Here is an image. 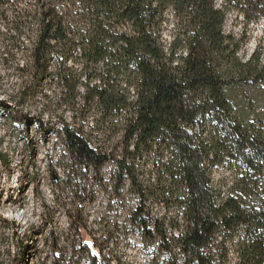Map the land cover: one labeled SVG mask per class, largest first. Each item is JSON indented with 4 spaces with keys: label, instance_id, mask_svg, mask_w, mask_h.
<instances>
[{
    "label": "trees",
    "instance_id": "1",
    "mask_svg": "<svg viewBox=\"0 0 264 264\" xmlns=\"http://www.w3.org/2000/svg\"><path fill=\"white\" fill-rule=\"evenodd\" d=\"M217 1L0 0L4 61L71 120L97 113L93 128L62 121L67 150L86 169L116 164L166 264H264V119L244 124L228 91L264 87V51L244 62L246 36L224 32L228 12L264 21V0ZM216 168L231 182L216 186ZM87 237L88 264H129Z\"/></svg>",
    "mask_w": 264,
    "mask_h": 264
},
{
    "label": "rangeland",
    "instance_id": "2",
    "mask_svg": "<svg viewBox=\"0 0 264 264\" xmlns=\"http://www.w3.org/2000/svg\"><path fill=\"white\" fill-rule=\"evenodd\" d=\"M224 32L236 40L246 36L238 54L244 62L259 47L264 51V21L247 28L228 12ZM3 53L0 37V264H88V253L81 252L87 234L102 247L107 262L166 264L160 242L145 239L143 216L137 219L139 200L129 181L118 188L116 164L97 172L75 163L61 135L62 121L76 125L71 111L45 104L43 93L25 86ZM43 91L50 95L47 86ZM228 91L239 119L258 126L264 119V87ZM80 114L78 125L85 120L87 128L96 127L95 111ZM212 179L216 186L231 182L222 168L214 169ZM164 214L153 208L147 230Z\"/></svg>",
    "mask_w": 264,
    "mask_h": 264
}]
</instances>
